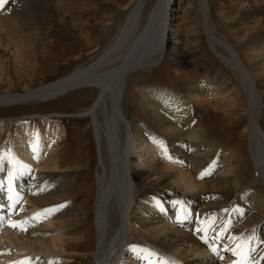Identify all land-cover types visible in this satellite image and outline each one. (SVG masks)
I'll return each mask as SVG.
<instances>
[{
    "label": "bare ground",
    "instance_id": "1",
    "mask_svg": "<svg viewBox=\"0 0 264 264\" xmlns=\"http://www.w3.org/2000/svg\"><path fill=\"white\" fill-rule=\"evenodd\" d=\"M144 1L133 0L124 21L118 23L111 37L107 27L100 32V37L109 35L106 44L97 53L90 54L84 63L51 82L26 91L0 93V108H4L50 102L70 92L81 90L79 94L82 97L79 102L82 106L72 116L87 120L91 139L90 143L86 144L91 150L87 156L88 165L97 163L94 184L92 183L91 189L87 192V195L93 193L95 187L96 197L91 207L85 211L72 196L73 180L62 173L61 164L66 159L62 157L60 159L59 156L63 154L61 151H65V148L56 149L59 139H56L52 121L48 120L49 117H59L60 114L39 115L38 118L42 119L43 123L33 130L27 119L19 121L20 131L27 139L25 143L19 144L16 152L24 150L26 153L24 158L32 162L30 152L34 150L40 152V147L36 148L37 143L34 141L38 139L40 145L45 147L42 151L44 159L35 165L38 171H33L22 161L13 160V154L8 151L0 153V188L4 184L6 186L10 184L9 173L10 170H14L12 188L28 207L26 213L24 209L16 211L18 206L14 205V202L11 203L12 200H8V196L6 198L0 191V216L9 221L4 226L5 230L0 232V264H17L20 261L34 264L41 257L43 260L40 259L38 264H53L60 258L55 248L59 247L63 251L65 247L68 249L70 246L80 248L81 243L75 244L74 241L76 238L74 234L78 229L76 219L84 216L80 219L88 222L90 213L93 214L94 222L93 245L89 250L92 256L90 264H122V260L118 261L117 258L119 249L124 244L136 240H143L156 252H164L170 259L182 264H232L238 257L223 255V252L239 243L244 234L247 235L245 241L249 237H254V240L248 241L254 248L251 258H255L258 264H264V259H261V255L264 254V230L260 228L261 225L264 228V130L255 128L251 116L257 99L253 94V84L251 80L250 83L248 81L251 79L249 70L247 71L243 64L237 66L234 49L225 47L228 51L225 52L226 63L233 67V72L243 82L250 102L246 124L249 153L254 161L255 174L249 184H244L243 177L247 171L245 163L248 162L242 152H235L221 142L217 144L213 137H210L208 130L197 119H193L191 107L182 95L161 86L150 87L143 84V80L140 81L143 79L141 76L159 66L162 55L165 57L178 51L176 46L170 44L172 41L168 42L167 39L166 33L171 30L169 23H166L168 1L152 0L146 16L142 17ZM9 5L7 9L11 10V4ZM20 8L21 16L26 18L27 7L21 3ZM5 15H0V30L5 33L8 44L14 48L20 60H23L25 54L31 51L29 50L31 38H28L26 33H17L18 31L14 29L17 21L16 24H12L8 20V15ZM21 16L19 19H22ZM201 20L204 23L203 31L207 35L210 34L206 15ZM22 22H19L18 27L32 31L36 30L35 24L39 21L27 19ZM179 28L180 26L178 30ZM213 41L212 39L211 42ZM214 46L216 54L220 57L218 50L220 46L216 44ZM177 54L180 55L181 52ZM252 54L251 69L258 71L259 68H264V52L257 51ZM260 54L263 56L259 57ZM185 73L189 76L190 72ZM259 73L264 74V69L263 72L260 70L256 74ZM194 76L197 79L196 75ZM136 78H139L136 84L142 100L134 102L135 94L131 92L126 94V88L131 80ZM182 80L187 86L185 88L181 84L184 91L194 89L193 81ZM208 85L207 87L218 86L214 79ZM126 96L133 107H142L148 121L147 125H139L138 121L127 118ZM192 96L196 98L195 93ZM88 97L91 98L89 104ZM137 110L141 113L140 109ZM233 111L230 109V112ZM210 112L214 114L211 110ZM34 115L30 114L29 117ZM12 120L14 119L9 122ZM60 142L62 143V140ZM79 142L81 145L82 139ZM45 149L46 152L43 153ZM69 149L74 148L73 146L66 148V151ZM165 152L171 159L166 158ZM141 178L166 182V187L154 190V196L149 198L144 195L145 191L137 187ZM26 179H29V186L24 189L22 186ZM258 180L262 185H254ZM228 184H232L236 189L244 187L243 206L218 205V200L222 198L221 192L207 195L208 187H216L220 191L226 189ZM175 193L180 194L179 197L177 195L175 197L173 195ZM135 195L139 198L138 202L134 200ZM154 198L159 201L163 210L156 206ZM45 209L54 211L46 213ZM16 212L19 213V217L12 216ZM20 217H22L20 222L25 221L24 225L13 227L11 223L17 222ZM34 220L44 222L39 227L27 230L26 226L32 224ZM8 225L11 227H7ZM18 228L23 231L20 237L16 235L18 230L15 229ZM10 229L14 230L9 231ZM205 230L207 242L201 239V236L205 235ZM217 233H220L218 240L215 239ZM230 237L237 239L231 240ZM213 240L215 241L213 244L218 241L219 254L214 255L208 247ZM82 241L84 242V237ZM10 247L18 250L14 249L13 255H9ZM27 253L28 255H25Z\"/></svg>",
    "mask_w": 264,
    "mask_h": 264
},
{
    "label": "rangeland",
    "instance_id": "2",
    "mask_svg": "<svg viewBox=\"0 0 264 264\" xmlns=\"http://www.w3.org/2000/svg\"><path fill=\"white\" fill-rule=\"evenodd\" d=\"M167 1L166 12L168 21L166 23H169V28L171 29L170 32L166 33L168 34L167 39L168 42H173H170V44L176 46L178 51L174 54L165 55V57L162 55L159 61V66H161L155 67L151 72L141 76L143 79L140 81L143 80L142 83L147 86H161L182 95L191 107L193 119H197L208 130L210 137H213L212 139L217 144H220V142L222 145L226 144V146L235 152H242V155L247 158L248 163H245L246 165L244 164L247 171L243 177V181L245 182L243 183L249 184L255 174L254 161L252 155L249 153L248 127L246 124L249 110L248 104L250 102L247 99L248 93L243 82L233 72V67L226 63V53L228 51L225 47L227 49H234L237 66H242L243 64V67L247 71L249 70L248 73L251 75V79L249 78L248 81L250 83L251 80L253 94L257 99L251 116L255 122V128L264 130V74H256L260 70L263 72L264 68H259L260 70H254V72L252 70L253 68L251 69L253 64L250 60V57L253 55L252 53H256L257 51L264 52V0ZM132 2L133 0H5V3L0 6V15H8L7 17L10 23L16 24L17 21L19 24V22L27 21V19L28 21L39 22L35 24L36 26L34 25L35 28L37 27L36 30L32 31L18 27L20 26L18 24L14 25V29L18 31H16L17 33H26L27 37L31 38L29 42L32 41L29 44L31 53H26V57L23 60H20L14 52V48L8 44L5 33L0 30V93L26 91L41 84L51 82L65 75L75 66L84 63L90 54L97 53L106 44L108 34L111 33V37L117 25L124 21L128 7ZM151 2L152 0H145L143 2L142 17L146 16V11ZM21 3L25 8L27 7L26 18L21 16ZM9 4H11V10L10 8L9 10L7 9L10 6ZM204 15H206V21L209 26L205 24L210 32L208 34L209 36L203 31L204 23L201 19ZM20 16L22 19H19ZM179 26L180 30H178ZM106 27L109 33L100 37L101 31ZM212 39L214 40L213 42H211ZM215 40H218V42ZM214 44L220 46V49L218 48L220 57L215 52ZM96 46L97 48H95ZM93 49L95 50L93 51ZM178 52H181V54H177ZM29 53L31 56L28 55ZM261 56L263 54L259 55V57ZM185 71L187 73L190 72L189 76ZM194 75H196L197 79ZM182 79L193 81L194 89L189 91L185 89L187 91H184L183 86L185 88L187 86ZM212 79L217 81V87H207L210 85L208 83ZM137 81H139V78L131 80L126 88V94L128 92L135 94L134 102L136 100H142V95L137 89ZM254 84L257 86H254ZM191 91L192 93H190ZM80 92L81 90L73 91L68 95L56 98L50 102L44 101L27 104L28 106L20 105L0 108V153L8 151V153L13 154V160H20L33 171H38L35 165L44 159L42 151L45 147L40 145L38 139L34 140L38 144L35 147L38 148L37 146H39L40 152L38 153L37 150L36 152L35 150L30 152L32 162L24 158L26 154L24 150L17 153L16 150L19 149V144L25 143L27 139L22 134V131H20L19 121L27 119L26 121L32 124L30 126L33 130L34 128L40 127L43 123V120L38 118L39 115L60 114L59 117L51 116L48 120L52 121L56 131V139H59L56 149L59 150L60 147L65 148V151H61L63 154L59 156V158L66 159L64 162L62 161L63 165L61 164L63 168H61L63 170L62 173L73 180L74 192L72 196H74L75 202L83 206L84 210H87L88 207H91L96 197L95 187L92 190L93 193L87 195V192L91 189L92 183L94 184L97 163L91 166L88 165L87 156L91 150H89V146L86 144L90 143L91 139L89 137L90 132L87 129V120L72 116L82 106L79 102V99L82 97L79 94ZM193 93L196 94V98L192 96ZM90 99L88 97V104L91 101ZM125 102V106H127L125 107L127 118L138 121L139 125H147L148 121L146 120V114L142 107H133L131 105L132 103L128 101L127 96ZM137 109H140L141 113ZM230 109L234 111L230 112ZM209 110L214 112V114L209 113ZM30 114L35 115L29 117ZM11 119L14 120L9 122ZM80 139H82L81 145V142H79ZM61 140L62 143L60 142ZM72 146L74 148L73 150L69 149L66 151V148H71ZM45 152L46 149L43 153ZM13 179V177L10 179L11 190L9 189V185L6 186L4 184L0 188V191L4 196L6 195V198L8 196V200L10 195L14 198L11 203L14 202V205L18 206L16 211L24 209L23 211L26 213L28 208L26 207L27 204L22 198L17 197L14 188H12ZM28 182L29 179L24 180L22 186L24 189L28 188ZM162 183L148 178H141L137 187L145 191L144 195L151 198L154 196V190L158 191L166 187V182ZM254 185L262 184L258 180ZM243 189L244 187L236 189L232 184H228L224 190L219 191V188L208 187L206 192L207 195L220 194L221 192L222 198H219L218 205L228 207L229 204H233L240 207L244 203L242 201ZM173 195L179 197L180 194L175 193ZM134 200L138 202L139 198L137 195H135ZM4 207L8 206L4 205ZM13 214V217H19V213L16 212ZM81 217L84 216H79L76 219L78 220V229H76L77 231L75 230L76 233L74 234V238L76 237L74 239L75 244L81 243L80 248H71L70 246L68 249L65 247V251L59 247H57L58 249L55 248L60 258L53 264H90V258L92 256L89 250L93 245V214L90 213L88 222L80 219ZM42 218L41 216L40 219ZM21 219L22 217L18 221L20 222ZM7 222H9L7 218L0 216L1 233L5 230L4 226ZM43 222L44 220H34L32 224L26 226V229L39 227ZM255 222H257V219H255ZM7 227L11 226L8 225ZM260 228L264 230L263 225ZM12 230L14 229H10L9 231ZM15 230H18L16 231V235H22V230L20 231L19 228ZM131 230L134 231L133 229ZM43 237L46 238V236ZM83 237L84 242L82 241ZM225 237L226 234L224 235ZM245 239H247L246 234L243 235V238L241 237V240L248 242ZM211 242L213 243L215 241L213 240ZM35 243L38 244V241L35 240ZM130 246H136V251L130 250ZM215 246L220 247L218 241ZM9 249H11V252H8L9 255H13L15 247H10ZM80 250L82 251L80 252ZM147 252H151L154 255L149 257ZM25 255H28V253ZM223 255L235 256L230 250L224 251ZM117 258L118 261L122 260V264H159L161 259L182 264L177 260L170 259L164 252H156L155 249L143 240H136L133 243H127L123 247L121 246ZM40 259L43 260L42 257ZM40 259L36 262L37 264L40 263Z\"/></svg>",
    "mask_w": 264,
    "mask_h": 264
},
{
    "label": "snow or ice",
    "instance_id": "3",
    "mask_svg": "<svg viewBox=\"0 0 264 264\" xmlns=\"http://www.w3.org/2000/svg\"><path fill=\"white\" fill-rule=\"evenodd\" d=\"M4 3H5V0H0V6H2ZM165 156H166V158L171 159V157H167V153L166 152H165ZM204 174H206V173H201V175H204ZM9 175H10V177L14 178V176H15L14 170H10ZM9 189L11 190V183L9 184ZM12 199H13V197L10 195L9 196V200H12ZM154 201L156 203V206L160 207L161 210H163L162 206L159 203V201H156L155 198H154ZM60 207H63V205H60ZM44 211L46 213H50L51 211H54V209H45ZM184 218L187 219V216H185ZM177 220L178 221L180 220L179 216L177 217ZM23 223L24 222H12V226L13 227L22 226ZM226 227H227V225H225V228ZM221 231H224V229H222ZM206 237H207V233H206V230H205V235L201 236V239L205 240V242H207V238ZM219 238H220V233H217L215 239L218 240ZM230 239L231 240H236L237 238L230 237ZM252 240H254V237H249L248 238L249 242L252 241ZM249 242H244L243 240H241V242L237 243L234 248L230 249L233 252V254L238 257L237 260L232 261V264H258V262L255 260V258H251V253L254 251V248H253L252 244L249 243ZM208 247L214 254H219V249L215 246V244L209 243ZM130 250L136 251V246H130ZM141 251H147V250H141ZM147 255L149 257H151L154 254L151 253V252H147ZM261 259H264V254L261 255ZM17 264H26V262L25 261H20V262H17ZM159 264H176V262L175 261H171L170 262V261L161 259Z\"/></svg>",
    "mask_w": 264,
    "mask_h": 264
}]
</instances>
